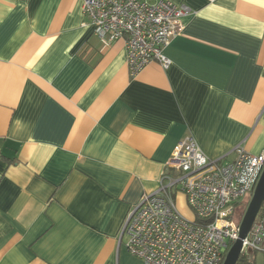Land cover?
<instances>
[{"label":"crops","instance_id":"1","mask_svg":"<svg viewBox=\"0 0 264 264\" xmlns=\"http://www.w3.org/2000/svg\"><path fill=\"white\" fill-rule=\"evenodd\" d=\"M169 1L168 66L131 76L82 0H0V264H142L121 226L180 140L264 150V0Z\"/></svg>","mask_w":264,"mask_h":264},{"label":"built area","instance_id":"2","mask_svg":"<svg viewBox=\"0 0 264 264\" xmlns=\"http://www.w3.org/2000/svg\"><path fill=\"white\" fill-rule=\"evenodd\" d=\"M190 8L169 0H82V13L102 41L123 38L131 76L149 61L163 67L169 58L162 47L181 28ZM236 157L226 163L207 156L193 138L180 140L154 192L143 194L121 226L129 253L142 264H222L239 237L241 218L235 210L246 194H253L264 168V150L249 153L235 147ZM175 194V196L173 195ZM182 194L191 216L178 208ZM264 215H257L242 239V253L262 250Z\"/></svg>","mask_w":264,"mask_h":264},{"label":"water","instance_id":"3","mask_svg":"<svg viewBox=\"0 0 264 264\" xmlns=\"http://www.w3.org/2000/svg\"><path fill=\"white\" fill-rule=\"evenodd\" d=\"M264 204V168L255 186L239 224V237L229 247L222 264H236L242 254V239L250 231L256 216ZM245 253L252 257L253 250L248 247Z\"/></svg>","mask_w":264,"mask_h":264},{"label":"rangeland","instance_id":"4","mask_svg":"<svg viewBox=\"0 0 264 264\" xmlns=\"http://www.w3.org/2000/svg\"><path fill=\"white\" fill-rule=\"evenodd\" d=\"M173 195L175 196V194H173ZM250 198H251V194L248 193V194H246V196H244L241 199L240 203L238 204V206H237V208L235 210V214L234 215H235L236 219L242 217V212L246 209ZM176 199H177L176 202H177L178 208L181 211V213H183L186 216H191V213H190L189 209L187 208L186 203L184 201V197L176 196ZM123 240H125V238H123ZM263 241H264V238H263ZM261 247H262V250H257L255 252V257L256 256L258 257L256 259V261L259 259L264 264V252H263L264 251V246H263V242H262ZM254 260H255V258H254ZM257 264H260V263L258 262Z\"/></svg>","mask_w":264,"mask_h":264},{"label":"trees","instance_id":"5","mask_svg":"<svg viewBox=\"0 0 264 264\" xmlns=\"http://www.w3.org/2000/svg\"><path fill=\"white\" fill-rule=\"evenodd\" d=\"M238 206V205H237ZM237 208V207H236ZM259 216H263L264 215V204L263 206L261 207L259 213H258ZM257 250H253V254H252V257H250L248 254L246 253H242L241 256L239 257L238 261L236 264H254V253L256 252Z\"/></svg>","mask_w":264,"mask_h":264},{"label":"flooded vegetation","instance_id":"6","mask_svg":"<svg viewBox=\"0 0 264 264\" xmlns=\"http://www.w3.org/2000/svg\"><path fill=\"white\" fill-rule=\"evenodd\" d=\"M244 211H245V210H244ZM244 211L242 212V215H243Z\"/></svg>","mask_w":264,"mask_h":264}]
</instances>
